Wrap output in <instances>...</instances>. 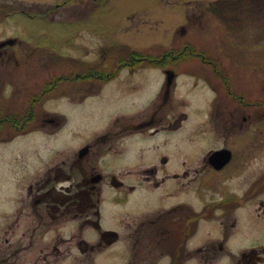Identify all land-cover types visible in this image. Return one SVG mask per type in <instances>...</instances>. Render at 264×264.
Here are the masks:
<instances>
[{
  "label": "rangeland",
  "instance_id": "1",
  "mask_svg": "<svg viewBox=\"0 0 264 264\" xmlns=\"http://www.w3.org/2000/svg\"><path fill=\"white\" fill-rule=\"evenodd\" d=\"M88 4L92 14L77 26L80 30L70 33V42L53 40L56 47L44 50L34 47L35 44L9 49L20 61L29 52L36 57L58 55L59 58L57 61L43 59L49 63L32 64L23 69L24 64L18 67L10 62L8 76L0 80L1 111L24 114L33 93L40 92L44 82H54L55 74L75 78V73H84L90 67V70L111 72L130 50L161 56L175 49L182 55L165 67H122L111 79L88 75L91 77L50 83L48 87L55 89L44 91L39 97L33 130L8 134L6 141L0 139V224L12 215H21L24 227L32 222L29 204L36 192L34 183L52 166L69 173L74 186L72 193L78 191L75 185L81 181L84 168L80 167L84 164L77 151L86 142L93 143L116 119H142L156 109V117L162 120L178 119L182 111L187 117L177 130L150 139L151 148L141 155L136 152V140L130 139L123 156H107L98 164L92 162L94 169L104 175L97 183L101 187L97 203L99 225L104 231L117 232L118 240L108 243L103 240L100 249L103 252L99 254L89 249L87 253H77L79 238L94 244L99 232L92 225L96 208L77 210L74 204L62 223H51L49 218L41 221L36 245L28 248L32 251L25 250V264H166L169 256L158 247L141 251L142 258L135 261L131 240L125 234L131 233L138 222L174 205L184 204L200 211L205 204L221 201L224 205L235 201L242 205L236 210L219 208L210 218L199 220L196 231L186 242L187 250H193L195 257L187 258L182 264H240L244 258L241 253L244 259L249 258L248 249H255L261 255L264 186L258 184H264V105L255 103L264 99V0H108L99 6L91 1ZM23 24L26 30H32L31 39L38 40V22L28 20ZM12 29L13 26L10 33ZM21 39L27 40L25 36ZM187 45L192 47L193 54L188 49L183 51ZM200 54L219 62L218 71L226 75L228 85L245 101L254 102L243 106L237 97H226L224 92H219L226 91L222 86L224 79L217 68L201 62ZM165 68H173L175 72V80L169 86ZM15 88L19 90L14 91ZM166 88L170 96L159 107L161 93ZM209 120L216 129L206 147L226 145L232 151V160L222 171L214 175L206 173L200 181H186L182 188L174 179H166L157 187L137 185L132 192L107 183L111 172L120 177L118 172L122 169L146 168L162 157L169 159L168 166L164 167L166 171L181 172L183 157L186 168L196 167L197 163L192 161L199 157L203 141L192 129L201 121L207 127ZM188 135L193 136L190 141L186 140ZM122 142L112 147L121 148ZM106 147L101 144V150L105 151ZM72 161L78 163L72 165ZM161 170L158 174H162ZM122 179L135 184L141 177L127 174ZM60 184L66 185L68 181H58L56 187L60 188ZM40 206L46 215L43 204ZM233 217L236 226L231 229ZM33 221L36 223L37 219ZM81 221L84 222L81 236L71 240L67 259L64 255L45 254L57 232L68 238L77 233ZM227 227L230 236L220 249L218 240L223 241ZM38 247L44 248L42 252H33ZM257 264H262V260L257 259Z\"/></svg>",
  "mask_w": 264,
  "mask_h": 264
},
{
  "label": "flooded vegetation",
  "instance_id": "2",
  "mask_svg": "<svg viewBox=\"0 0 264 264\" xmlns=\"http://www.w3.org/2000/svg\"><path fill=\"white\" fill-rule=\"evenodd\" d=\"M88 1L96 3L99 6L101 3H104L108 0H39V1H25V0H0V80L5 76H8V68L10 62L13 61L16 65L24 64L21 68H26L29 65L40 63L47 64L49 61L43 60L48 59L50 61H57L58 55H50L46 56L41 55L36 57L31 52L24 55L25 57L21 59L19 56H15L13 52H9L10 48L16 47H38L42 48H52L56 47L53 40H60L61 42H70V33L77 32V26L79 24L85 23L87 17H89L90 8ZM90 13V14H89ZM27 19V20H26ZM28 20L37 21L40 25V29L36 35L38 36V40H32L29 33H33L32 30L30 32L26 30L25 24L23 22ZM48 20V21H47ZM10 21L14 23L11 24ZM43 21H47V23L42 24ZM11 24V25H10ZM70 24L72 25L71 28ZM85 25V24H84ZM13 26V33H10L11 27ZM15 26V27H14ZM83 28H81L82 30ZM38 31V30H37ZM94 32V31H91ZM26 37L27 40H32L31 42L24 41L21 37ZM27 42V43H26ZM17 53V52H16ZM32 54V55H30ZM36 58V59H35ZM52 58V59H50ZM43 60V61H41ZM37 62V63H36ZM27 64V65H25ZM92 69L90 75L94 78L100 77L99 71H95ZM8 73V74H7ZM56 75V74H55ZM64 75L59 73L58 76ZM67 76V75H65ZM55 79L54 77L52 80ZM47 80V79H46ZM55 89V88H54ZM50 87L42 88L38 91H52L54 90ZM19 90L15 88L14 91ZM224 92L226 97L230 94L233 97L232 91H219ZM96 93V91L94 92ZM93 94V93H91ZM88 93V95H91ZM87 95V96H88ZM161 100L159 103V107L162 106L170 96V91L165 90L161 93ZM239 97V104L245 105L246 103L242 101V96ZM236 100V101H238ZM157 109L154 110L150 115L147 117L145 116L142 119H126L120 118L116 119L113 122V125L109 127V129L104 130L100 135H98L93 143L86 142L81 149L77 151V156L81 159L83 158V164L81 168H84L83 176L79 183H76L75 187L78 188V191L72 193L73 183L71 181V176L69 173L64 172L59 166L51 167L47 170L44 177L36 181L34 184L35 193L33 194L32 200L30 201L29 207L32 213L30 216L31 223H28V226L24 227V222L21 220V215H12L8 220L1 222L0 224V264H25L24 256L25 250L31 247V245L35 244V236L39 235L37 233L38 229L41 227V221L49 218V220L53 222L62 221L65 218L67 213H70L73 205L75 207H96V203L99 202V193L101 187H97V183L103 180V174L101 172L96 171L94 168L95 166L92 164L93 161L96 164L100 163L101 160H104L107 156H117L121 157L127 150V143L130 139H135V149L137 154L141 155L145 150L150 149L152 143L150 144V139L154 136L160 135L162 133H170L181 126H183V122L185 121L187 115L185 112H180L179 118L175 120H162V117H156ZM245 118V117H243ZM245 120V119H244ZM214 122L217 123V120L214 119ZM201 121L197 123L192 129L193 134H196L198 139L202 142L201 144V153L199 157L192 161V163H197L196 167L186 168L185 167V160L183 157L182 163L184 164L181 172H177V170H165V166H168V157H162L158 162L155 164L150 165L146 168H137V169H130L125 168L118 172L120 177H117L113 172L109 173V178L107 183L114 188H120L126 190L128 192H132L136 188L137 185L142 186H150V187H157L161 183L165 182L166 179H174L177 181L179 187H183L190 181L201 180L202 177L206 174L214 175L218 171H222L232 160V152L230 159L223 164L220 168H216V165L219 163L217 160L211 159V154L219 149H229L226 145H222L219 147H211L206 146V142L210 141L211 134L214 133L216 126L212 120L208 121V126H204ZM241 126V124H240ZM5 135L6 130L3 131ZM193 137L192 135L186 136V140L190 141V138ZM123 140L120 145L123 147L115 149L112 146H117L119 142ZM195 140V138H193ZM101 144H106V150H101ZM113 148V149H112ZM207 148V149H206ZM107 151V152H106ZM112 155H111V154ZM77 160V159H76ZM90 165V167L87 168ZM74 163H78L77 161H72V165ZM99 166V165H98ZM89 169L90 173H87ZM161 170L162 174H158V170ZM139 175L141 180L137 183H125L122 179L123 175ZM160 175V178L157 176ZM68 181V184H60V188L56 187L58 181ZM204 181V180H203ZM53 182V183H52ZM146 182V183H145ZM52 183V184H51ZM258 185L261 187L264 184L261 182ZM80 186V187H79ZM32 185L29 186V191L31 192ZM96 196V197H94ZM214 203V202H211ZM41 204H43L44 210L46 215L42 213ZM263 204V203H261ZM184 204H177L172 206L165 211H168L174 207H180ZM210 204H205L203 208ZM242 204L241 202L235 201L233 204H225V206L219 207L221 210L225 209H233L236 210ZM187 206V205H185ZM188 207V206H187ZM229 207V208H228ZM17 208V207H16ZM189 208V207H188ZM195 211L193 208L190 209V213L192 215L200 214L201 211ZM219 208H214L210 214L206 217L204 216H197L196 220V228L197 229L198 221L201 219L210 218V216ZM23 212V211H22ZM21 213V210H20ZM68 215V214H67ZM66 215V216H67ZM72 219L73 216H70ZM37 219L35 223L33 220ZM148 219H151L148 218ZM84 221V220H83ZM81 221V226L84 222ZM86 221V220H85ZM83 222V223H82ZM35 223V224H34ZM221 223H223L221 221ZM236 224L235 217H233V221L231 222V229ZM84 226V225H83ZM27 230V231H26ZM193 232V233H194ZM230 230L225 228L224 235H227L226 238L230 236ZM66 233V232H65ZM232 234V233H231ZM44 235V233H43ZM72 236V235H71ZM27 240V242H26ZM53 241L50 243V250H48L45 254L48 256L52 255L53 257H57L59 255H64L65 259L70 256V247H71V239L68 237H63L62 234L56 233V235L52 239ZM65 245V246H63ZM39 246V244H38ZM46 247V246H45ZM262 247V246H261ZM44 248H37L33 252H42ZM32 251L31 249H28ZM249 258H245L244 253H241V257L243 258L240 261V264H257V259L260 261L263 259L261 257L264 256V246L261 248V255L255 249H250ZM44 255V256H46ZM36 264V263H31ZM38 264V263H37ZM239 264V263H238Z\"/></svg>",
  "mask_w": 264,
  "mask_h": 264
},
{
  "label": "trees",
  "instance_id": "3",
  "mask_svg": "<svg viewBox=\"0 0 264 264\" xmlns=\"http://www.w3.org/2000/svg\"><path fill=\"white\" fill-rule=\"evenodd\" d=\"M186 49H188L191 54H193L194 50L191 46H185L183 51H185ZM181 55L182 52L175 49H171V51L168 52L166 51L161 56H154L150 53L130 50L128 54L119 61L115 69H112L111 72L103 70V72H100L101 77L98 78L111 79L122 67H129L130 69H136L144 65L165 67L170 63L173 64V62H175L177 58H180ZM203 58L207 60V62L213 63V67L215 66L218 71L219 62L210 57ZM220 76L224 79V82L222 83V86L224 85L223 88H225L227 91H236L228 85V78L224 73L223 75L220 73ZM54 78V82H44L42 88L50 86V83H58V81L60 82L61 80L79 79V77L70 79L68 77H65L64 75L55 76ZM43 93L44 91L33 93L32 98L28 100L24 114H22V112L20 114H6L0 109L1 140L7 139L6 135L3 132L4 130H6V133L10 136H13L17 133L27 132L31 129L33 130V127L31 126L34 125L33 123L35 122V116L37 114L35 111V107L36 104H38L37 101L39 97ZM235 95L236 93L233 92L234 97ZM7 103L8 102H6V104ZM224 203V201L210 203V205L203 208L201 213L197 215H192L190 213V209L185 205L174 207L168 211L157 213L155 216H152L151 219H148V221H143L136 224L131 233H126L127 238L131 240L130 245L132 250V258H134L136 261L138 258H142V255L140 254L141 251L144 252L145 250H150L152 248L158 247L161 250V253L169 256L170 261L168 264H181L182 261L185 260L187 254L185 246L186 241L193 234L196 228L197 216L206 217L214 208L225 206ZM116 237V234L113 232H105L102 239L97 244H85V249L98 251L104 244L103 240L108 243L113 239L115 240ZM128 264L132 263L130 262Z\"/></svg>",
  "mask_w": 264,
  "mask_h": 264
},
{
  "label": "water",
  "instance_id": "4",
  "mask_svg": "<svg viewBox=\"0 0 264 264\" xmlns=\"http://www.w3.org/2000/svg\"><path fill=\"white\" fill-rule=\"evenodd\" d=\"M174 78V73L173 71H167V77H166V85L169 86L171 84V82L173 81ZM231 156V152L228 149H219L214 151L211 154V159L217 160V162H219L216 165V168H220L223 164H225Z\"/></svg>",
  "mask_w": 264,
  "mask_h": 264
}]
</instances>
